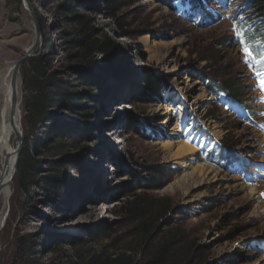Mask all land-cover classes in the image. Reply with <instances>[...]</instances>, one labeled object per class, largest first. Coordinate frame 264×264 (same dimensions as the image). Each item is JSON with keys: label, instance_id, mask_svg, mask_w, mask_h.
Listing matches in <instances>:
<instances>
[{"label": "rangeland", "instance_id": "obj_1", "mask_svg": "<svg viewBox=\"0 0 264 264\" xmlns=\"http://www.w3.org/2000/svg\"><path fill=\"white\" fill-rule=\"evenodd\" d=\"M125 1L130 4L115 18L108 17L105 0L30 1L42 22V37L35 56L22 65L19 81L22 152H29L34 169L24 174L18 167L10 198L0 200L4 217L0 264H114L121 255L130 257L127 264H144L173 240H178L171 250L178 262L172 264H264V255L251 247L264 239V199L259 194L252 204L235 188L243 183L264 193V91L260 89L264 75L243 65L242 51L232 39L233 25L227 21L251 0H211L224 20L208 28L185 21L189 9L185 3H177L174 12L160 0ZM211 3L207 0L204 5ZM248 17L258 24L264 21L256 11ZM78 21L86 22L87 33L92 29L89 40L102 45L113 42V51L105 53L100 45L87 53L89 40ZM121 27L140 35L123 37ZM227 35L231 36L228 43ZM145 38L182 41L172 54L174 72H165L148 58ZM34 41V24L23 0H0V49L8 67ZM206 51L217 57L216 67L231 73L244 89L239 100L246 107L217 103L205 81L196 79L208 78L207 62L198 64ZM38 57L43 63L41 73L30 63ZM150 76L166 81L173 91L165 93L161 103L133 102ZM187 81H197L212 98L195 126L199 134L192 137L199 140L207 133V120L222 129L220 138L214 136L216 143L200 140L199 145L204 143L200 150L217 151L220 142L226 147L227 142L249 161L246 171L239 165L226 171L210 163L218 169L217 179L190 190L189 196L187 185H174L184 170L168 162V151L162 147L165 115L157 110L159 105L177 104L173 97L180 95L178 86L185 87ZM46 85L48 99L61 101L48 102V116L37 121L27 105ZM1 100L0 93V104ZM133 122L140 134L132 132ZM195 155L198 161L208 162L205 153ZM151 167H162L165 173L155 175ZM253 176L259 183H246ZM142 178L159 182L161 188L144 190ZM136 197L154 201L147 212L148 235H139V223L123 210ZM165 200L169 210L158 216L156 210Z\"/></svg>", "mask_w": 264, "mask_h": 264}, {"label": "bare ground", "instance_id": "obj_2", "mask_svg": "<svg viewBox=\"0 0 264 264\" xmlns=\"http://www.w3.org/2000/svg\"><path fill=\"white\" fill-rule=\"evenodd\" d=\"M182 44V41L164 42L149 40L148 38L144 40L148 58L151 61H155L167 73L176 70L175 60L172 58V54L182 47ZM13 68L14 66H9L0 80V93L2 94L0 104V184L4 185L0 192V200L5 199L6 201L11 196V184L17 171L15 166L17 161L18 142L15 129L24 137L20 81H18L16 87L18 105L15 112L14 127L10 125L8 119L9 109L13 99V89L11 87ZM178 90L180 95L173 97L177 104H170L163 108L159 105L157 110L164 111L163 115H165L163 125L166 132L164 134L165 141L162 143V147L168 151V162L173 165H179L184 170L182 176L176 180L174 185H187L188 194L190 190L193 191L196 188L203 187L215 181L218 177L217 168L208 162H200L195 158V154L200 147L199 140L191 137L192 126L186 127V121H191V124H194L198 119L203 117L212 98L199 87L197 81L193 83L187 81L185 87L178 86ZM205 123L209 131L215 135V137L220 138L222 136L221 126L217 122L207 120ZM262 146V151H264V139ZM263 161L264 158L262 162ZM235 188L237 192H244L250 203L256 204L259 200L260 191H258L255 186L237 183ZM189 195L190 192L188 196ZM3 224L4 217H2L0 211V230Z\"/></svg>", "mask_w": 264, "mask_h": 264}, {"label": "trees", "instance_id": "obj_3", "mask_svg": "<svg viewBox=\"0 0 264 264\" xmlns=\"http://www.w3.org/2000/svg\"><path fill=\"white\" fill-rule=\"evenodd\" d=\"M32 2V0H30ZM76 1V0H74ZM73 0H68V3L72 4L74 3ZM98 2V0H97ZM161 3L164 4L165 7L169 8L170 10L173 9L172 6V0H160ZM105 10L108 11V17L110 18H115L118 14V12L125 6H127L130 3H127L125 0H105ZM247 9L248 14H254V11H256L258 14H260L264 18V0H251V2L245 6ZM35 13L38 17V12L35 9ZM39 19V17H38ZM252 21L254 22V18H252ZM81 22L82 25H84L85 32L87 33L88 29H86V22L83 21H78ZM40 27L42 30V22L39 19ZM263 25L264 27V21L260 24ZM261 28V27H260ZM123 37L126 38H135L136 36L140 35L139 33H134L130 32L124 27H121ZM90 32L85 34V37L87 38L92 37V29L89 30ZM260 35L263 36L264 38V32L260 31ZM89 40V38H87ZM224 40L227 41V43L231 40V36H225ZM101 45V46H100ZM114 43H106V44H101L98 41L94 40H89L86 44V50L87 53H92L93 49H96L98 47L101 51L107 53L109 51H113L114 48ZM216 56L212 54L210 51H206V53L202 54L200 57H198V64L202 62H207V77L205 76H200L199 78L196 79H207L209 80L208 83V88H214L216 90H223L225 94L228 96H233L237 99H240L242 95L244 94V89L240 87L235 79L231 75V73H226L224 69L216 67L217 64L215 63ZM35 67L38 73H41L43 71V63L41 57H38L36 59H32L30 61ZM210 64V65H209ZM49 86L46 85L43 87L42 92H40L37 96L32 97V99L28 102L27 105V111L30 113L31 116L36 117V120L38 121L39 119H43L48 116V109H49V103L52 100L51 104H56L58 101L60 102V99H57V101H54L55 98H50L48 99V88ZM169 89V84L166 81H162L161 79L155 77V76H150L146 79L144 83V91L137 93L133 97V102H141V103H160L162 101V92L164 90ZM49 102V103H48ZM72 102H75V98L72 100ZM75 109H73V113L76 114ZM81 116V114H79ZM132 132L135 134H140V129L137 126V122H133L132 124ZM226 145L228 148L233 149L234 147L228 146V143L226 142ZM29 152H22V155L19 160V171L20 173L27 172L28 170L34 169L33 163L28 157ZM149 171L155 175H163L165 173L164 169L162 167H151ZM25 178V177H24ZM142 185L144 186L143 189L147 191H153L161 188V184L159 182L154 181L153 179H147V178H142ZM54 187L56 183L53 184ZM146 197H143L142 199L139 197H136L128 203L123 210L132 218L137 221L139 224L137 226V230L139 235H148L149 227H150V222L148 219L147 212H149V209H153L154 207V201L148 202ZM156 202V201H155ZM161 205L159 208L156 210V214L158 216L164 215L168 210H169V203L168 201H161ZM178 242V240H173L169 244H166L160 248V252L157 253L155 256L154 260H150L148 262H145L144 264H167L168 260L170 259L171 264L172 262L177 263V253H171L173 247H175V244ZM128 258H125L124 255H121L114 263V264H127V262L130 260ZM169 258V259H168ZM172 259V260H171ZM129 264V263H128ZM130 264H139V263H130Z\"/></svg>", "mask_w": 264, "mask_h": 264}, {"label": "water", "instance_id": "obj_4", "mask_svg": "<svg viewBox=\"0 0 264 264\" xmlns=\"http://www.w3.org/2000/svg\"><path fill=\"white\" fill-rule=\"evenodd\" d=\"M23 3L25 5L26 9L29 11L31 18H32V21H33V24H34L35 41H34L33 45L26 51V54L14 65V68H13L12 78H11V87L13 89V99H12V104H11V107L9 109V114H8L9 123L13 127H14V120H15V112H16V108L18 105V99H17V95H16V87H17V83L19 81L20 69L25 62H27L30 58L35 56V54L39 48V45L41 42V37H42L40 23H39V20L37 18V15L35 13V10L31 4L30 0H23ZM15 133H16L17 142H18L17 161H16V166H15L16 170H17L20 155H21L22 148H23L24 139H23V136L16 129H15ZM3 186H4L3 184H0V192L3 189Z\"/></svg>", "mask_w": 264, "mask_h": 264}, {"label": "snow or ice", "instance_id": "obj_5", "mask_svg": "<svg viewBox=\"0 0 264 264\" xmlns=\"http://www.w3.org/2000/svg\"><path fill=\"white\" fill-rule=\"evenodd\" d=\"M242 42V41H241ZM243 52H244V55L246 57L245 59V63L246 64H249L251 62V58H252V53L251 51L249 50L248 47H245L243 49ZM260 89L261 91H264V80H260ZM261 196H264V193H261Z\"/></svg>", "mask_w": 264, "mask_h": 264}, {"label": "built area", "instance_id": "obj_6", "mask_svg": "<svg viewBox=\"0 0 264 264\" xmlns=\"http://www.w3.org/2000/svg\"><path fill=\"white\" fill-rule=\"evenodd\" d=\"M8 63L5 52L0 49V78L4 75V68L8 67Z\"/></svg>", "mask_w": 264, "mask_h": 264}, {"label": "crops", "instance_id": "obj_7", "mask_svg": "<svg viewBox=\"0 0 264 264\" xmlns=\"http://www.w3.org/2000/svg\"><path fill=\"white\" fill-rule=\"evenodd\" d=\"M1 47V46H0Z\"/></svg>", "mask_w": 264, "mask_h": 264}]
</instances>
